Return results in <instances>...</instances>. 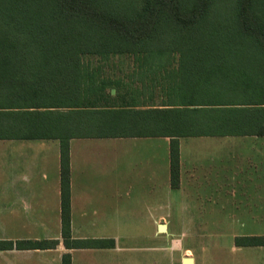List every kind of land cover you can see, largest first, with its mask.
<instances>
[{
	"label": "trees",
	"instance_id": "trees-1",
	"mask_svg": "<svg viewBox=\"0 0 264 264\" xmlns=\"http://www.w3.org/2000/svg\"><path fill=\"white\" fill-rule=\"evenodd\" d=\"M114 56L174 68L164 104L108 105L112 83L84 62ZM250 136L264 137V0H0V140L61 143L65 247L70 139L169 138L176 187L177 139ZM235 244L264 247V236Z\"/></svg>",
	"mask_w": 264,
	"mask_h": 264
},
{
	"label": "crops",
	"instance_id": "crops-1",
	"mask_svg": "<svg viewBox=\"0 0 264 264\" xmlns=\"http://www.w3.org/2000/svg\"><path fill=\"white\" fill-rule=\"evenodd\" d=\"M67 145L65 247L61 143L0 140V264H62L65 254L70 264H252V250L264 248L237 246L236 238L262 235L234 232L264 227V137L177 139L176 187L169 138H74ZM202 227L215 228L218 245L220 228L232 232L231 258L192 243ZM171 228L181 229L174 235ZM45 241L57 244L44 249Z\"/></svg>",
	"mask_w": 264,
	"mask_h": 264
},
{
	"label": "rangeland",
	"instance_id": "rangeland-1",
	"mask_svg": "<svg viewBox=\"0 0 264 264\" xmlns=\"http://www.w3.org/2000/svg\"><path fill=\"white\" fill-rule=\"evenodd\" d=\"M84 63L91 64L90 68L94 71V77L99 82H111L112 84L106 87L105 92L111 90L112 98L109 99L108 105L121 108L122 106H138V108H152L164 104L166 101L167 87L171 86L170 75L173 74L174 68L167 69H146L139 68L138 64L132 58L125 56L110 57L108 61H102L99 58L87 57ZM181 228H171L172 233L179 232ZM226 230V233H224ZM200 234L203 233L201 240L194 238L192 243L202 245L208 253H215L216 250L225 256L227 260L230 255V246L232 241L229 239L232 232L228 228H220V233L225 238L220 244H215V228L202 227L197 228ZM235 233L249 232L251 234L258 233L264 236V227L261 228H234ZM218 246L219 249H216ZM251 263L264 264V248L262 250L253 249ZM207 253V254H208ZM233 259H230V262Z\"/></svg>",
	"mask_w": 264,
	"mask_h": 264
},
{
	"label": "water",
	"instance_id": "water-1",
	"mask_svg": "<svg viewBox=\"0 0 264 264\" xmlns=\"http://www.w3.org/2000/svg\"><path fill=\"white\" fill-rule=\"evenodd\" d=\"M158 229H159V231H161V232L165 230L164 226H160ZM186 264H189V263L186 261Z\"/></svg>",
	"mask_w": 264,
	"mask_h": 264
}]
</instances>
